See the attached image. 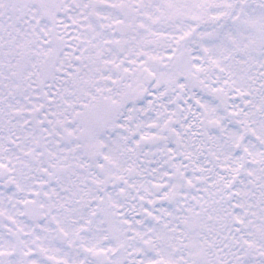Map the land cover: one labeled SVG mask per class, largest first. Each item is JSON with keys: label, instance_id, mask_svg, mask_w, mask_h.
Listing matches in <instances>:
<instances>
[{"label": "snow or ice", "instance_id": "snow-or-ice-1", "mask_svg": "<svg viewBox=\"0 0 264 264\" xmlns=\"http://www.w3.org/2000/svg\"><path fill=\"white\" fill-rule=\"evenodd\" d=\"M0 264H264V0H0Z\"/></svg>", "mask_w": 264, "mask_h": 264}]
</instances>
